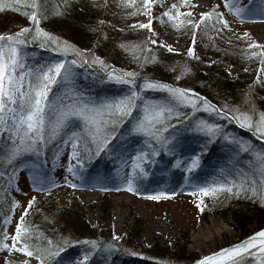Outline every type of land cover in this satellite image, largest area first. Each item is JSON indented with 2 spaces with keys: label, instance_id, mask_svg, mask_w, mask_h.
I'll list each match as a JSON object with an SVG mask.
<instances>
[{
  "label": "rangeland",
  "instance_id": "1",
  "mask_svg": "<svg viewBox=\"0 0 264 264\" xmlns=\"http://www.w3.org/2000/svg\"><path fill=\"white\" fill-rule=\"evenodd\" d=\"M112 1H94L96 2L94 5L100 7V12L97 11V7L90 8L94 5L79 3L78 5L75 0H65V3H67L70 10L77 8L79 13H83L89 8L88 11L97 12L95 13V22L98 25L96 28L93 23H89L91 20H88L90 18L89 14L85 16V21L79 18L80 22L77 25L83 26L78 28L77 31L81 32L86 40H96L100 26L108 25L112 31L124 33L139 30V34L144 36L141 43H145L146 49L144 50L142 44H136L127 39L125 42L122 40L116 41L117 44L114 45V41H110L109 38L104 39L102 43H96V41L83 43L79 48L86 52L92 50V55L96 57H99L105 51H110V68L132 70L140 74L137 77V80H139L137 81V88H139L142 79L147 76L179 87L194 89L207 97L212 103L226 108V110L237 109L240 112H251L254 107L256 111L252 114L254 118H259V112L264 111V68H262L264 53L259 51V54H255V51L260 50V48L252 45V40L264 45V40L260 36H264V0H232L231 8L225 6L223 0H153L149 8L152 13L151 17L145 11L138 10L143 5V0H123L127 13L121 19L113 14V8L110 11H106L104 8ZM173 5H176L173 15L175 16L178 11L180 16L177 20L181 23L173 21L166 15L168 10H172ZM214 5L218 6L219 11L223 12L229 26L224 27L222 23L217 22L214 16L207 21H202L201 25L195 28L196 35L193 44V27L185 22L198 20L201 13L211 10ZM189 8L192 10L191 13L187 11ZM232 8H239L241 10L240 14H237ZM30 10L29 5L28 11L30 12ZM58 16L55 17L58 18ZM128 16H131V18L125 19ZM140 17H144L145 21L151 19V31L137 27L134 24V21ZM75 20V16L67 15L61 19V26L65 28L67 24L71 30L73 28L75 30ZM57 22L58 20L47 19L46 16L41 18L40 21L41 26L50 32L53 31L52 26ZM29 24H32V21L28 19L24 12L11 11L7 8L0 9V32H16L19 27ZM158 27L163 29V37L168 38L174 45H180L182 50L172 51L166 48L165 44H160V40H158L160 35L155 32ZM242 33H247V35H242ZM131 35H128V37H131ZM65 40L71 42L67 38ZM153 40L156 43H153ZM205 41L211 43L208 48L216 50L217 53L206 55L204 51ZM71 43L76 44V42ZM190 45L194 47L192 55L187 54ZM24 47L28 52L27 59L35 64L51 60L40 56L51 52L48 48H40L37 43ZM232 47L244 48L245 52L254 53L251 60L254 61L253 64L243 67L228 62L222 55L226 53L230 55L229 52ZM165 54H169L171 57L169 58ZM54 55L59 57L61 54L54 53ZM75 67L78 74L75 75L74 86L72 83L67 84L70 90L85 93L86 88L91 87L92 89L95 88L101 97H106L120 95L127 89L126 84L106 79V72L103 67H100L103 75L98 78L93 73L94 69L89 63ZM153 67H157L162 71L155 74L152 70ZM55 88L56 86H53V90ZM63 90V87H61L59 92ZM143 92L146 96L153 98H163L167 95L166 90L146 89ZM179 110L187 115L191 108L190 106L181 105ZM170 119L168 120L169 123H174L175 120H183V117H171ZM200 119L212 120L222 124V126L234 125L238 130H246L264 145V140H261L252 129L241 127L234 120L217 117L215 113H210L205 109H198L196 113L189 117V122H184L187 123L186 131L205 136L209 141H215L219 145H237L224 136L210 139L206 133L195 130V121ZM174 125L177 124L174 123ZM179 130H182V128ZM230 134L236 137L238 141H247L242 137H238L234 132ZM4 138H7L6 134ZM71 150L70 143L63 144L61 155L55 159L54 166L47 174L52 180L50 186L34 187L32 180L34 172L29 171L27 168L19 170V177L12 189L14 206L10 215L4 221V236H7L5 243L11 244V236L15 233L16 224L21 222L22 214L23 224L30 216L35 214L31 211L32 204L30 207L28 201L32 200L34 204L36 201V203H39L45 196L51 198L48 203L50 205L54 204L55 198L57 208L60 211L55 213L53 223L47 219L43 221L44 228L49 224H59L64 226V234L75 232L83 218L97 230L111 228L112 235L117 238L124 237V242H132L137 248L143 246L153 250L155 246L159 245L161 249L170 252L174 259H177L178 264H186L189 259L197 260L207 252L218 250L259 229L257 223L253 220L244 225L245 232L242 231L241 225L231 216L227 203H224L227 198L226 191L220 190L217 194H202L196 191L199 184L186 177L177 185L171 182L170 174L172 170H179L183 173L188 172L184 164L189 159L177 166L174 165V162L181 158H190L196 153H199L201 158V155L205 154L202 149L195 153L191 150H183L177 153L174 161L170 164L161 162L158 159L144 161L145 173L136 176L134 189L132 190L124 187L122 183V178L126 182L127 174L132 172V160L122 161V159L128 156L133 157L138 151L137 149L125 151L118 160L113 161V165H109L104 170L94 168V171L87 173H83L81 167L76 166L75 158L70 161L69 153ZM247 156L251 157L252 153L247 151ZM69 163L76 166V176L71 175V170L68 169ZM200 164L199 159L198 167L191 171H197ZM66 179H71L76 186L65 183ZM136 183L142 184L141 187L135 185ZM104 190L108 192H104ZM150 192H172L174 194L160 196L157 199L146 195ZM86 193H90V195L84 196ZM16 201L19 203H15ZM197 201H200V203H197ZM26 206L29 210L24 213ZM250 213H253V209H250ZM212 217L227 221L233 229V233L224 239H212L211 244L207 243L206 247L198 248L194 244L192 236L197 233L199 228L208 224ZM60 228L56 229L59 230ZM97 238L93 240L101 246L94 247L90 244L93 246V256L96 253L99 263L104 261V264H116L117 262L113 260V249L105 247L106 243L101 244L102 242H98L99 238ZM85 253L87 252L81 249L61 253L55 257L57 260H54V264H70L71 261L72 264H83ZM133 253L138 256L140 252L138 249H133ZM24 260L36 264V257L21 253L18 247L13 249L12 252L7 249H0V264H8L9 261L12 264H21ZM253 261L256 264L259 263L256 258Z\"/></svg>",
  "mask_w": 264,
  "mask_h": 264
},
{
  "label": "snow or ice",
  "instance_id": "2",
  "mask_svg": "<svg viewBox=\"0 0 264 264\" xmlns=\"http://www.w3.org/2000/svg\"><path fill=\"white\" fill-rule=\"evenodd\" d=\"M152 3L153 0H143V5L138 10L145 11L151 17L149 8ZM223 3L229 8L232 6V0H223ZM29 5L32 9L30 12ZM2 8H15L17 11L24 12L32 24L19 27L16 32H0V153H2L0 162L7 164L23 153L39 155L49 143L63 133L62 143L71 144L70 161L75 158L76 166L82 168L85 162L82 153H87L91 158L93 150L95 155H99L102 150L110 148V142L118 136L120 126L131 120L130 133H143L149 138V144L144 146V150L136 151L131 157L132 172L127 174L126 182L122 178L123 186L132 190L136 176L145 173L144 161H151L161 149L164 151L171 149L174 136L168 133L167 129L172 128L173 123L166 122L171 117H183V120L174 121L175 124H181L189 122V117L198 109H205L215 113L217 117L234 120L241 127L252 129L261 140H264V111L259 112V118L256 119L252 114L256 111L254 107L251 112H240L237 109L226 110L194 89L179 87L147 76L142 79L137 88V77L140 75L138 72L110 68L109 64L96 56L89 61L85 50L43 28L40 21L44 15V9L40 0H0V9ZM175 9L176 5H173L172 10H168L166 15L173 21L181 23L177 20L180 13L177 11L176 15H173ZM232 10L237 14L241 12L239 8H232ZM187 11L191 13L192 10L189 8ZM213 16L224 27L229 26L223 12L219 11L216 5L211 10L201 13L198 20L185 22L193 27V44L195 28L200 26L202 21H207ZM134 24L137 27L152 30L151 19L144 23L134 21ZM37 41L40 48H48L51 52L61 55L40 64L31 62L27 59L28 52L24 46ZM152 42L156 43L155 40ZM159 43L164 44V41L160 40ZM252 45L258 46L261 53H264V45H260V42L252 40ZM164 46L169 50L179 51V49H171L170 45ZM193 53L194 47L190 45L187 54ZM88 63L100 64L106 72L105 78L126 84V91L117 96L94 97L84 92L70 90L67 84L72 83L74 86L75 66ZM262 68H264V58H262ZM53 86L58 89L63 87L64 90L52 94ZM146 89L166 90L167 95L163 98L148 97L143 92ZM181 105L190 106L191 111L185 115L179 110ZM73 120L77 121L75 126H73ZM158 124L162 126L158 127ZM69 127H71L70 131L67 130ZM195 130L206 133L210 139L224 136L236 143L238 150H247L252 153V159L249 161L251 167L244 178L235 181L225 169L222 174L227 175V182L218 181L203 187L197 186L196 191L202 194H217L219 190L226 189L237 195L242 192L244 194L260 193L261 202L264 203V148L258 149L247 141H238L224 129L222 124L212 120H196ZM5 134L7 139H4ZM90 145L94 146V149ZM199 159V153L192 155L184 164L186 171L191 172L198 167ZM76 166L72 163L68 164L72 176L77 175ZM15 175L16 171L13 170L10 177ZM32 180L34 187L52 185V180L39 171L33 174ZM246 180L251 183H246ZM65 183L76 186L71 179H66ZM173 194L172 192L146 193L157 199L160 196ZM31 204L32 200H29L28 205ZM27 211L26 206L24 213ZM22 221L23 214L21 222L16 224L15 233L11 236V244L4 242L7 239L6 235L0 237V249L12 252L18 247L21 253L35 256L36 264H51L52 260L63 251V247L59 243L52 244L50 239L46 246H30L25 243L24 238L29 228L23 226ZM71 242L76 243L74 240ZM63 243L66 245L68 239L64 238ZM88 243L94 247L101 246L95 240ZM104 246L109 249L117 247L112 242ZM138 254L142 255V253ZM246 256L255 257L259 264H264V229L229 247L204 255L194 264H247ZM88 258L89 254L85 253L83 264H87ZM8 264L12 262L9 261ZM21 264H31V262L24 260Z\"/></svg>",
  "mask_w": 264,
  "mask_h": 264
},
{
  "label": "trees",
  "instance_id": "3",
  "mask_svg": "<svg viewBox=\"0 0 264 264\" xmlns=\"http://www.w3.org/2000/svg\"><path fill=\"white\" fill-rule=\"evenodd\" d=\"M75 1L77 4L79 3L82 5H94L96 3L94 2L96 0ZM40 2L41 6L44 9V15L42 16V18L46 16L47 19L58 20V22L52 26V33L60 36L63 39L67 38L71 42H76L75 45L78 47L83 43H90V41L102 43L104 39L108 38L110 41H114V45L117 44L116 41L120 40H122L123 42L131 40L130 42L136 44L138 43L140 45L142 44L141 42L144 36L139 34V30H134L133 32L127 31L128 33H124L121 31H112L108 25H103L102 27L100 26V31L98 32L96 40H86L82 33L77 31V29L81 28V26L83 25L78 26L77 24L80 22L79 18L85 21V16L89 14L90 18L88 20L91 19L89 23H93L95 28L98 26L95 22V13L97 12L93 13L88 11L90 10V8H96L97 6L95 5L90 6V8L86 7L87 9L89 8L87 11L79 13L77 8L74 10H70L67 3H65V0H40ZM104 8L106 9V11H110L113 8V14L120 19L124 18L123 15L127 13V10H125V2L123 0H113L112 2H110V4L105 5ZM97 9L98 12L101 11L100 7H97ZM9 10L16 11L15 8ZM57 15H59L58 18L55 17ZM67 15L75 16V30L74 28L73 30H71L67 26V24L65 25L66 29L61 26V19ZM128 18H131V16H128L125 19ZM130 34H132L131 37H128V35ZM114 38L116 39L114 40ZM35 43L39 44V41ZM142 46L145 50V43H143ZM208 46H211V43H207L205 41L204 51L206 55L217 53L216 50H212L208 48ZM82 47H84V45H82ZM243 49L244 48L238 49L236 47H232L231 51L229 52L231 53L230 55L226 53L222 56L231 64L236 63L243 67L249 66L254 62L251 61L254 54L247 53ZM259 51L260 50L255 51V54H259ZM87 53L89 61H92V58L94 56L92 55L93 51L89 50L87 51ZM110 54V51H105L99 57L102 58L105 63L109 64ZM165 55L169 58L171 57V55L169 54ZM89 64L93 67L92 69H94L93 73L95 74V76L97 78L99 76L102 77V68H100L102 66L100 64ZM152 70L155 74L162 71L157 67H153ZM60 90L61 88H55L52 94H56ZM85 93L90 96L101 97L100 93L95 88L92 89L91 87H87ZM76 124L77 121L73 120V126H75ZM157 126L159 127L162 125L158 124ZM186 126L187 123L177 124L176 126L173 123V127L167 129V132L171 133L174 136V141L171 142V149L169 151H164L161 149L159 150L158 155L153 158L158 159L161 162L170 164L175 159L177 153H180L183 150H191L193 153H195L203 149L205 154L203 153L201 155V164L197 171L183 173L179 170H172L170 179L174 185L180 183L185 177L196 181L200 187L206 186L211 183H216L218 181L227 182V175L222 174L224 173L225 169H227L228 174L232 175V178L235 181H239L244 178L245 173H247L249 168L251 167L249 161L252 159V156H247V150L240 151L238 150L237 145L234 144L219 145L215 141H209L205 136L186 131ZM130 127L131 120L126 121L124 125H121L118 136L110 142V148L102 150L99 155H95L94 150L91 158L88 157L87 153H82L85 160L84 165L81 168L83 173L92 172L94 171V168H97L98 170H104L109 165H113V161L118 160L120 155L125 151H130L133 149L143 151L144 146L149 144V138L146 137L143 133H130ZM223 127L227 132H234L238 137L246 139L247 142L255 148H264V145L257 141V139L251 136L246 130H238V128H236L234 125L231 126V124L229 126ZM181 128L182 130H179ZM67 130L70 131L71 127H69V129ZM62 140L63 133L57 139L49 143L39 155H36L35 153H23L7 164L0 162V237L4 236V221L10 215L11 210L14 206L12 189L14 188L19 177V170H21V168H27L31 172L35 173L39 171L47 175L51 168L54 166L55 159L62 153ZM90 146L94 149V146ZM57 153H59V155H57ZM0 155H2V153H0ZM13 170L16 171V175L10 177V173ZM10 179L11 182L9 183ZM245 182L248 184L251 183V181L247 180ZM257 182L259 183L258 177ZM135 185L141 187L142 184L136 183ZM221 191L227 192V198L226 200H224V203H227L228 209H230L231 211V216H233L235 221L241 225L243 232H245L244 225L250 223L253 220H255V222L257 223L258 228L264 226V203L261 202L260 193L244 194L242 192L241 194L237 195L235 194V192H228L226 189ZM104 192L108 191L104 190ZM50 201L51 198L45 196L39 203H36V201L35 204L32 203V207L30 206L31 211L35 214L30 216L28 220L23 224V226L29 228V232L26 234L24 242L29 244L30 246H46L50 239L52 244L59 243L61 247H63V251H61L59 254L72 252L74 249H82L85 252L91 254L88 258L87 264H104V261L99 263L100 261L98 260L96 253H94L95 255L93 256V246L88 243V241H91L98 237V242H102L101 244L112 242L117 245V247L112 248L114 254L113 260L117 262L116 264H178L177 259H174L171 253L167 250L161 249V246L159 245L155 246L153 250L146 247L144 248L143 246H139V248H137V246L132 242H124V237L117 238L112 235L111 228H106V230H97L95 227L90 226V224L83 218L81 219L80 225L77 227V230L75 232L64 234V226L59 224H49V226H46L44 228L43 221H46L47 219L51 223H53L55 213L60 211L57 208L58 205L55 198L53 201L54 204H48ZM250 209H253V213H250ZM40 224H42L43 227ZM58 227L61 228L58 230L56 229ZM64 238L68 239V243L66 245L63 243ZM73 240L76 241V243H72L71 241ZM133 249H138L139 252L142 253V255L138 254L137 256L135 253H133ZM254 258L255 257L252 256H246L245 260L247 264H256L253 261ZM195 261L196 259H189L188 261H186V264H193ZM51 264H54V259L52 260ZM70 264H72V261Z\"/></svg>",
  "mask_w": 264,
  "mask_h": 264
},
{
  "label": "bare ground",
  "instance_id": "4",
  "mask_svg": "<svg viewBox=\"0 0 264 264\" xmlns=\"http://www.w3.org/2000/svg\"><path fill=\"white\" fill-rule=\"evenodd\" d=\"M197 6H201L200 4H196ZM135 21L139 22H145L144 17H140L136 19ZM158 36V40H163L164 44L170 45L171 49H179V51L182 50V47L180 45H174L170 42V40L166 37H163V29L161 27H158L155 29ZM261 39L264 40V36L260 35ZM173 51V50H172ZM40 55V54H39ZM41 57L45 59H54L57 58L54 53H45L40 55ZM77 71H75V75H77ZM189 158H181L180 160H176L174 162V165H179L184 163ZM131 160L130 156L125 157L122 159V161H129ZM90 193H86L84 196H89ZM233 233V229L231 228L230 224L223 220L222 218H216L212 217L208 224L204 225L203 227L199 228L197 233L192 236V240L194 244L198 248L206 247L207 243L211 244L212 239H221V238H227ZM208 253V252H207ZM54 260H57V258H54ZM61 260V259H60Z\"/></svg>",
  "mask_w": 264,
  "mask_h": 264
},
{
  "label": "water",
  "instance_id": "5",
  "mask_svg": "<svg viewBox=\"0 0 264 264\" xmlns=\"http://www.w3.org/2000/svg\"><path fill=\"white\" fill-rule=\"evenodd\" d=\"M260 229H264V226L261 227ZM260 229H258V230H256V231H254V232H252V233H250V234H248V235L242 237L241 239H239V240L236 241V242H233V243H231V244L225 245V246H223V247H221V248L229 247V246H231L232 244H235V243H237V242H239V241H241V240H244L246 237L251 236L253 233L258 232ZM219 249H220V248H219ZM219 249H218V250H219ZM218 250H213L212 252H215V251H218ZM212 252H210V253H212ZM210 253H206L205 255H208V254H210ZM203 256H204V255H203ZM201 257H202V256H201Z\"/></svg>",
  "mask_w": 264,
  "mask_h": 264
}]
</instances>
